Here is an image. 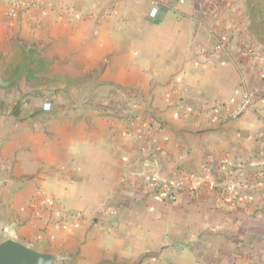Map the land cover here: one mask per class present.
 Returning a JSON list of instances; mask_svg holds the SVG:
<instances>
[{"label": "crops", "instance_id": "crops-1", "mask_svg": "<svg viewBox=\"0 0 264 264\" xmlns=\"http://www.w3.org/2000/svg\"><path fill=\"white\" fill-rule=\"evenodd\" d=\"M13 1L3 239L60 264H264V51L244 0H21L9 26ZM151 175L181 180L174 202Z\"/></svg>", "mask_w": 264, "mask_h": 264}, {"label": "built area", "instance_id": "built-area-1", "mask_svg": "<svg viewBox=\"0 0 264 264\" xmlns=\"http://www.w3.org/2000/svg\"><path fill=\"white\" fill-rule=\"evenodd\" d=\"M24 9L27 8V5L24 1L21 0H14L11 3V7L7 12V18H8V25L9 26H13L15 24V22L18 19V10L19 9ZM39 11L41 13L45 12V8L43 6H39ZM157 13V8L154 7L151 9L149 15L151 17H154ZM252 105V99H251V94L250 92H244L241 97L240 100L238 101L237 107L235 109V113L239 114L242 113L243 111H245L246 109L250 108ZM46 109H49V104L47 103V107ZM219 163L221 164V166H225L227 161L225 160V158H221L219 160ZM229 173L226 172V183H225V188L228 189H234L236 186L235 181L232 179L231 175H228ZM149 181L155 185L156 187H158V192L160 194V196L164 197L165 200H167L168 202H174L176 200V194H177V190L181 187L182 182L180 179H175L173 181H166V182H160L158 180V178L155 175H151L149 177ZM65 218H70V216L65 217Z\"/></svg>", "mask_w": 264, "mask_h": 264}, {"label": "water", "instance_id": "water-1", "mask_svg": "<svg viewBox=\"0 0 264 264\" xmlns=\"http://www.w3.org/2000/svg\"><path fill=\"white\" fill-rule=\"evenodd\" d=\"M0 264H60V259L49 252H41L14 238L0 241Z\"/></svg>", "mask_w": 264, "mask_h": 264}, {"label": "trees", "instance_id": "trees-1", "mask_svg": "<svg viewBox=\"0 0 264 264\" xmlns=\"http://www.w3.org/2000/svg\"><path fill=\"white\" fill-rule=\"evenodd\" d=\"M247 29L264 51V0H245Z\"/></svg>", "mask_w": 264, "mask_h": 264}, {"label": "rangeland", "instance_id": "rangeland-1", "mask_svg": "<svg viewBox=\"0 0 264 264\" xmlns=\"http://www.w3.org/2000/svg\"><path fill=\"white\" fill-rule=\"evenodd\" d=\"M244 5H245V8H246V2H245V0H244ZM246 10V9H245ZM245 13H246V11H245ZM247 17V16H246ZM246 20H247V18H246ZM247 22H248V20H247ZM262 49V48H261ZM225 191H227V190H225ZM248 234H251V233H248ZM3 240V233L2 234H0V241H2ZM23 244V243H22Z\"/></svg>", "mask_w": 264, "mask_h": 264}]
</instances>
